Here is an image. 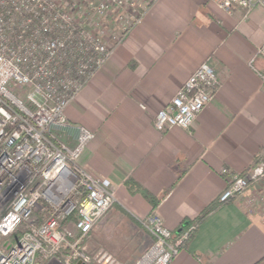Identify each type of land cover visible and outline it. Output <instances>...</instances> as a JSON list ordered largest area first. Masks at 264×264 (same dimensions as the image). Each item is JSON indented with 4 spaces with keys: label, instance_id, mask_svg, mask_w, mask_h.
Segmentation results:
<instances>
[{
    "label": "crops",
    "instance_id": "0c3cea01",
    "mask_svg": "<svg viewBox=\"0 0 264 264\" xmlns=\"http://www.w3.org/2000/svg\"><path fill=\"white\" fill-rule=\"evenodd\" d=\"M257 10L264 13L226 12L209 0L153 1L66 107L68 122L94 133L79 162L107 178L115 197L82 241L88 252L104 249L125 264L128 245L141 254L151 242L141 219L156 213L176 232L260 157L264 85L249 59L264 38V16L258 29L247 21ZM205 59L219 81L214 98L187 128L158 130L156 111ZM127 180L158 198L155 205ZM61 256L48 263L63 264ZM169 264H264V178L209 212Z\"/></svg>",
    "mask_w": 264,
    "mask_h": 264
},
{
    "label": "built area",
    "instance_id": "2783aa9c",
    "mask_svg": "<svg viewBox=\"0 0 264 264\" xmlns=\"http://www.w3.org/2000/svg\"><path fill=\"white\" fill-rule=\"evenodd\" d=\"M153 1L0 0V264H41L59 255L63 264H123L106 250L88 252L82 242L115 197L107 178L93 177L79 162L94 133L68 122L65 109ZM209 1L226 12L238 6L243 16L264 9V0ZM119 8L129 9L128 24L109 45L99 27ZM249 65L264 85V38ZM218 84L203 60L156 111L153 125L187 128ZM260 178L264 150L246 172L230 176L218 201ZM141 225L151 242L133 264H169L193 230L187 225L173 232L156 213Z\"/></svg>",
    "mask_w": 264,
    "mask_h": 264
},
{
    "label": "rangeland",
    "instance_id": "374dc122",
    "mask_svg": "<svg viewBox=\"0 0 264 264\" xmlns=\"http://www.w3.org/2000/svg\"><path fill=\"white\" fill-rule=\"evenodd\" d=\"M71 1L72 0H59V2H61V3H64V2L70 3ZM129 14L130 13H129V9L128 8H125V10H122L121 8H119V9H117L115 11L109 12V17H107L105 20L102 21L101 26L99 27V29L104 31L106 44H109V45L114 44V41L116 39L115 37L118 36V35L119 36L121 35L120 32L122 31V28L125 25L128 24L125 21L126 19L124 17L129 15ZM263 16H264V13L262 11H258V10L257 11H253L252 14H250V16H249V19L247 20L249 22L248 24H250L251 27H257V29H258L260 27L259 23H260V21H262ZM122 19H124V21H122ZM117 229H121L120 226L118 228H116L114 231H116ZM119 233L121 234V231ZM136 233H137V235L138 234L143 235L144 231L143 230H139ZM122 234L127 236L126 233H122ZM102 250H104V249H102ZM140 251H141L140 247L139 248L138 247L135 248L134 246L130 247L128 245V247L125 248L124 255H123L124 258H126L125 259L126 263L127 264H133L134 261L137 259L138 255L140 254ZM118 257L120 258V256H118ZM47 263H45V264H47ZM41 264H44V263H41ZM51 264H53V263H51Z\"/></svg>",
    "mask_w": 264,
    "mask_h": 264
},
{
    "label": "trees",
    "instance_id": "16d2710c",
    "mask_svg": "<svg viewBox=\"0 0 264 264\" xmlns=\"http://www.w3.org/2000/svg\"><path fill=\"white\" fill-rule=\"evenodd\" d=\"M127 186L131 190H139L140 189L142 191L143 195L152 203L153 206L155 205L156 201L158 200V198L153 197L150 193H148L147 191L141 189L136 184V182L133 181V180H127ZM221 203H223V202H214V203L208 205L195 218L181 222L179 228H183L184 226H187V225H193V230H192V232L190 233V236H189V238H190L192 236V234L194 233L197 225L208 215L209 212H211L212 210H214L215 208H217ZM72 219H73V216H70L66 220V223H69L70 221H72ZM187 241L184 243V245L187 243Z\"/></svg>",
    "mask_w": 264,
    "mask_h": 264
}]
</instances>
